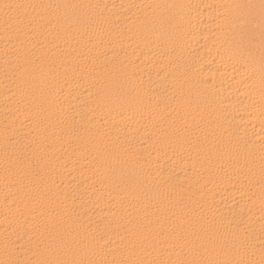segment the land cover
I'll use <instances>...</instances> for the list:
<instances>
[{
  "label": "bare ground",
  "instance_id": "bare-ground-1",
  "mask_svg": "<svg viewBox=\"0 0 264 264\" xmlns=\"http://www.w3.org/2000/svg\"><path fill=\"white\" fill-rule=\"evenodd\" d=\"M5 2L0 260L258 262L264 0Z\"/></svg>",
  "mask_w": 264,
  "mask_h": 264
},
{
  "label": "snow or ice",
  "instance_id": "snow-or-ice-1",
  "mask_svg": "<svg viewBox=\"0 0 264 264\" xmlns=\"http://www.w3.org/2000/svg\"><path fill=\"white\" fill-rule=\"evenodd\" d=\"M31 7H40L36 5H23L17 3H3L0 4V15H2L6 25H14L21 21V10ZM264 7V5H262ZM50 247L54 248V257L49 259H35L32 261L20 262L10 260H0V264H264V249L261 250V259L257 261L244 259H229L222 258L219 254L209 255L206 248L190 249V258H180V253H177L178 258L175 260L164 259H147L141 257L129 258L122 261H95L86 258H77L72 255L69 256L67 252L60 254L64 248L63 241H53ZM181 252H183L185 245L180 243ZM147 253V249L144 250ZM143 255V253L141 254Z\"/></svg>",
  "mask_w": 264,
  "mask_h": 264
}]
</instances>
